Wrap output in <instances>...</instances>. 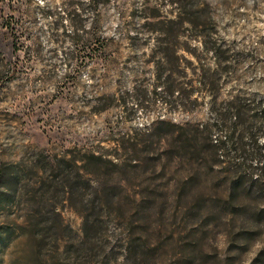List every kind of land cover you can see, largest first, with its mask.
<instances>
[{"label": "rangeland", "instance_id": "obj_1", "mask_svg": "<svg viewBox=\"0 0 264 264\" xmlns=\"http://www.w3.org/2000/svg\"><path fill=\"white\" fill-rule=\"evenodd\" d=\"M262 109L264 0H0V264H264ZM57 159L109 206L31 200Z\"/></svg>", "mask_w": 264, "mask_h": 264}, {"label": "trees", "instance_id": "obj_2", "mask_svg": "<svg viewBox=\"0 0 264 264\" xmlns=\"http://www.w3.org/2000/svg\"><path fill=\"white\" fill-rule=\"evenodd\" d=\"M8 1H11V0H8ZM92 1H95V0H92ZM240 111L241 109L238 107L234 113L235 120L239 116ZM261 113H262V116H260V120H261L262 126L264 127V109L261 110ZM235 124L236 126H241L242 129L236 136L234 133V135L231 138L232 139L235 138V141H239L241 143L240 146L243 148V150L245 148H248V150L250 149L252 151H256L260 156L258 158H254L255 166L261 165L262 167H264V129H262L261 135L254 138L257 132L252 130L253 128L252 126H248V125L245 126L244 122L239 121V120L235 121ZM231 138H230V141L232 140ZM260 138H261L262 143L258 144L257 141ZM213 146L218 148L219 145L217 144V141L214 143ZM57 161L65 162L64 164L65 166L63 165L58 166V168H60L62 172L60 178L57 179L58 176L56 178L54 177L50 178V181H48V183L45 184V188H42V192L40 193L33 192L30 195L32 196L31 200L35 201L36 199H42V197L45 196L44 194L45 193L48 194L49 190L55 186V183L59 182L61 184V191L63 192L64 196L67 193L69 197L75 200H79L81 202L85 201L86 203L88 202L95 203L97 201L99 204L101 203L103 204L102 208L104 209H105V206L106 207L107 205L109 206L113 198L112 194L105 192L104 189L99 190V187H95L94 185H92L91 180L87 179L79 170L75 171V173H72L73 172L72 163L69 162L68 160L65 161L64 159L63 160L57 159ZM23 179L24 177L14 174L12 179L9 181L8 189H9V192H11L10 195L12 197L15 196L17 192H19L20 188H26L27 185L23 183ZM56 179L58 181H55ZM233 187L237 188L240 186L239 184L236 183V184H233ZM233 190L234 191H231L229 195L234 194L235 189ZM25 192L28 193L29 195L27 188L25 189ZM102 208H101V211L103 210ZM262 212H264V208L262 209ZM262 214L263 213H259V216L261 217ZM90 218H91V215L89 214L86 215V218L84 220V227L89 226L88 224L90 222ZM8 229L6 230L7 235L9 234ZM51 230L52 229L45 228L37 224L35 226H32L30 234L28 235L24 234L25 232H20L19 234L20 235L24 234V236H28L27 239L31 238L30 240L35 241L34 246L39 245L41 242H44L47 237L52 240L51 243L57 244L56 243L57 240L54 239L53 241V239L49 236V233L51 232ZM86 237H87L86 240L81 241L78 245L71 244L68 247V249L65 251L66 253H68V256H66L65 258L73 259V260L78 259L79 256L81 255V252H84V251L86 252V250H88L87 247H89V250H90L91 246L96 245L99 239L97 230H95L94 232H88L86 229ZM36 241L38 242V244H36ZM85 245H88V246H85ZM134 247L135 246L133 245L132 251ZM101 260H102L101 264H108V262L110 261L107 256L102 257Z\"/></svg>", "mask_w": 264, "mask_h": 264}]
</instances>
